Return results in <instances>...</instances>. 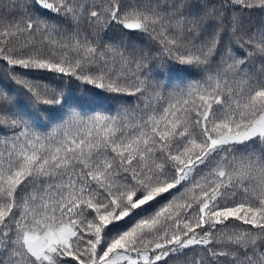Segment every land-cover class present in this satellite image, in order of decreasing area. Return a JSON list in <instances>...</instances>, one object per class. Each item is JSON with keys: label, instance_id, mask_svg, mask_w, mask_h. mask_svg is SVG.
Here are the masks:
<instances>
[{"label": "snow or ice", "instance_id": "snow-or-ice-1", "mask_svg": "<svg viewBox=\"0 0 264 264\" xmlns=\"http://www.w3.org/2000/svg\"><path fill=\"white\" fill-rule=\"evenodd\" d=\"M0 264H264V0H0Z\"/></svg>", "mask_w": 264, "mask_h": 264}, {"label": "trees", "instance_id": "trees-1", "mask_svg": "<svg viewBox=\"0 0 264 264\" xmlns=\"http://www.w3.org/2000/svg\"><path fill=\"white\" fill-rule=\"evenodd\" d=\"M54 86H56V85H54ZM63 86H64L66 89H67L68 87H71V88L75 91V95H76V96H83V97L88 98V99L91 98V92H92V91H95V90H91V89H89V90H85L84 86H77V85H75V84H72V85H63ZM107 102H108V103H111L112 101H111V99H109ZM120 227L123 228L124 225H121Z\"/></svg>", "mask_w": 264, "mask_h": 264}]
</instances>
